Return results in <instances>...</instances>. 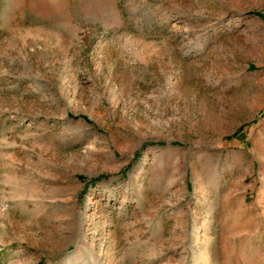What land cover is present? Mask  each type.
<instances>
[{
  "label": "rangeland",
  "instance_id": "1",
  "mask_svg": "<svg viewBox=\"0 0 264 264\" xmlns=\"http://www.w3.org/2000/svg\"><path fill=\"white\" fill-rule=\"evenodd\" d=\"M0 264H264V0H0Z\"/></svg>",
  "mask_w": 264,
  "mask_h": 264
}]
</instances>
